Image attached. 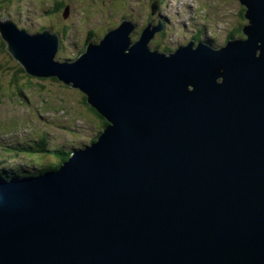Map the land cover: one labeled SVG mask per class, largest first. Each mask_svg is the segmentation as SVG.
I'll list each match as a JSON object with an SVG mask.
<instances>
[{"label":"water","instance_id":"1","mask_svg":"<svg viewBox=\"0 0 264 264\" xmlns=\"http://www.w3.org/2000/svg\"><path fill=\"white\" fill-rule=\"evenodd\" d=\"M243 38L149 47L122 22L75 61L0 22L12 58L77 89L108 125L55 171L0 181V264H264V0Z\"/></svg>","mask_w":264,"mask_h":264},{"label":"rangeland","instance_id":"2","mask_svg":"<svg viewBox=\"0 0 264 264\" xmlns=\"http://www.w3.org/2000/svg\"><path fill=\"white\" fill-rule=\"evenodd\" d=\"M70 1L64 0V3ZM152 1L149 0V5ZM155 1L158 2V13L164 17V22H161V32L155 35L149 47H157L164 54L173 53L178 46L186 45L194 35L212 41L213 47L218 49L224 45L226 36L234 28L241 29L246 24L240 16L244 7L238 0ZM46 3H50L49 0H0V22L11 20L28 34H37L42 28L53 27L52 31L62 28L65 31L64 37L58 36L61 44L55 60L75 61L80 55L78 52L81 51L86 31L99 35L109 27L104 26L100 18L94 20L95 25L82 26L83 24L73 20L61 26L49 14ZM132 5L139 6L134 15L135 30L131 35L134 41L144 23L151 19V8H148V0H139ZM159 33L163 35L160 37ZM104 35L99 36L102 39ZM235 36L234 38L244 37L240 31ZM17 68H21V65L10 56L0 37V163L15 161V169L26 168L32 172L33 167L20 164L19 160L38 164L49 161L50 154L47 151L26 150L16 155L12 147H27L26 144L34 146L37 143L45 150L61 147L71 151L89 145L102 128L97 118L83 104L84 95L57 79L41 81L25 72L17 75V86L12 85V73ZM17 87L23 90L18 92ZM6 167L12 171L13 164Z\"/></svg>","mask_w":264,"mask_h":264},{"label":"flooded vegetation","instance_id":"3","mask_svg":"<svg viewBox=\"0 0 264 264\" xmlns=\"http://www.w3.org/2000/svg\"><path fill=\"white\" fill-rule=\"evenodd\" d=\"M49 2L50 3H46V8L49 9V14L54 16L56 22L61 26H64V24H66L68 21L72 22L73 20L77 21L79 24H83L82 26L95 25L96 22H94V20L100 18L101 21L104 22V26H109L105 28L101 34H99L102 36L108 31L115 29L122 22H128L131 25L136 26L134 15L139 10V6L135 7L132 5L133 2L138 3L139 0H71L67 3H64V0H49ZM157 3L158 2L153 0L149 5L148 0V8H151V19L144 23V27L148 23L155 25V23H158L159 20H162V22H164V17H162L158 13V6L156 5ZM98 13H100L99 16ZM110 25H113V27H110ZM51 28L53 27L42 28L40 32L44 29H47L48 31H50V33H54L59 37H64L63 33L65 31L62 28H56L54 31H52ZM64 29L67 30L66 28ZM99 35H94L92 32H89V30L86 31V33L83 35L82 45L80 46L81 51H79L78 53H82V51H84L83 49L86 48L88 43H95L96 41H99L101 39V36ZM162 35V33H159L160 37ZM234 35V32H231L226 37L230 36L231 38H233L235 37ZM190 41L194 42V44L198 43V41H195L193 39H191ZM60 44L61 43L59 41V46ZM165 49L167 50V48Z\"/></svg>","mask_w":264,"mask_h":264},{"label":"trees","instance_id":"4","mask_svg":"<svg viewBox=\"0 0 264 264\" xmlns=\"http://www.w3.org/2000/svg\"><path fill=\"white\" fill-rule=\"evenodd\" d=\"M244 12H245V10L243 9L242 13L240 14V16L242 18H243ZM160 22H162V20H160ZM239 31H240V33H242L241 29L234 28L232 32H234V34H237V33H239ZM39 33H40V31H39ZM192 38L195 41L207 42V44L213 46L212 45V41H210V40H205L204 41L201 37H199L197 35H194ZM229 39H234V37L233 38H231L230 36L226 37L225 42L227 40H229ZM94 44H97V43H94ZM2 47H3V45H2ZM155 49L159 50V48H157V47ZM84 51H85V48H84ZM84 51H82V53ZM160 51H162V50H160ZM10 56H11V54H10ZM22 72H24V69L22 67L21 68H17V70L12 73L13 79L11 78L10 84L17 86V79L19 78L17 75L21 74ZM36 79L41 80V81L45 80V79H50V80L56 81V78H45V79L36 78ZM17 90H18V92H21L23 89H19L17 87ZM82 102L86 106L88 111L90 113H92L94 115V117L97 118V121L100 123V126L102 128L101 131H102L104 129V127H106V125H108V123L102 117H100V115H98V113L96 111H94V109L86 102V96L85 95L83 97V101ZM101 131L98 132L97 136L99 135V133ZM96 137L91 139V143L96 140ZM26 145H27V147H24L23 145H20V148L18 146L17 147H13L14 153L16 155H18V153H23V151L25 152L26 150H32L34 152L47 151L50 154V158L51 159L49 161L40 162L38 164H36V163H33V164L32 163H28L27 166L33 167V169H34L32 172L31 171L24 172V171H21V170L18 171L17 168L15 169L14 165H13V169H12L11 174H6L3 171L4 168L2 167V165L7 164V162H8V164H13V162L6 161L5 163H3V161H2V163H0L1 164L0 165V178L4 177V179L0 180V181L7 182V181H14V180H22V179H26V178H35V177H40V176H42V175H44V174H46L48 172L56 171L63 164V162H65L67 160V158H68V156L70 154L69 150H66V149L61 148V147L50 149V150H45L44 147H40L37 143L34 146H31L29 144H26ZM24 148H26V149H24ZM26 154H29V153H26ZM29 155H31V154H29Z\"/></svg>","mask_w":264,"mask_h":264},{"label":"bare ground","instance_id":"5","mask_svg":"<svg viewBox=\"0 0 264 264\" xmlns=\"http://www.w3.org/2000/svg\"><path fill=\"white\" fill-rule=\"evenodd\" d=\"M179 47H181V46H179ZM4 146H6V145H4ZM76 150H77V149H76ZM28 162H29V161H26V162H25V161H21L20 164H24V163H25V164L27 165ZM29 163H30V162H29ZM0 165H1V164H0ZM7 165H8V162H7V164L2 165L3 168H4L3 171H4L6 174H11L12 171L7 169V167H6ZM13 165H15V162H14V161H13ZM26 165H25V166H26ZM31 168H32V167H31ZM17 170H18V171H20V170H24V172H29V171L26 170V168H20V169H17ZM22 173H23V172H22ZM27 174H28V173H27ZM3 179H4V177H3V178H0V180H3Z\"/></svg>","mask_w":264,"mask_h":264}]
</instances>
